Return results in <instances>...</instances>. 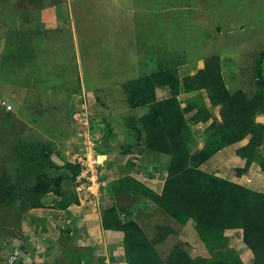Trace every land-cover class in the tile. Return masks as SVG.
I'll return each mask as SVG.
<instances>
[{
	"label": "rangeland",
	"instance_id": "rangeland-1",
	"mask_svg": "<svg viewBox=\"0 0 264 264\" xmlns=\"http://www.w3.org/2000/svg\"><path fill=\"white\" fill-rule=\"evenodd\" d=\"M15 31L32 35L30 56L22 64L11 58L17 47L8 36ZM155 39L161 51L153 57ZM262 49L264 0H0V168H7L20 138L51 143L60 167L79 159L88 164L74 184L64 173V188L80 199L70 215L52 208V196L44 209L30 210L23 203L0 207V264H78L79 259L124 264L123 234L101 228L102 210L112 205L125 220H137L149 237L160 225L177 230L157 247L163 259L179 239L189 240L195 256H209L191 226L177 224L141 197L113 195L114 180L128 174L161 192L169 162L145 153L128 125L145 110L129 108L121 85L153 73L172 57L174 63L185 60L179 67L184 74L185 68L198 71L197 60L218 55L230 90L249 93L252 56ZM206 128L192 127L193 150L220 144ZM223 151L204 165H192L233 181V169L239 167L230 157L236 150ZM237 183L264 193L257 164ZM242 234L226 232L230 247L244 264H252Z\"/></svg>",
	"mask_w": 264,
	"mask_h": 264
},
{
	"label": "trees",
	"instance_id": "trees-1",
	"mask_svg": "<svg viewBox=\"0 0 264 264\" xmlns=\"http://www.w3.org/2000/svg\"><path fill=\"white\" fill-rule=\"evenodd\" d=\"M31 37L21 31L8 36L17 47L15 53H10L14 64H22L29 58ZM252 59L253 88L249 93L243 89L230 90L218 55L207 57L204 67L192 75L180 77L181 62L174 63L172 57L156 72L122 83L129 108L145 110L140 118L130 117L128 125L143 141L149 157L157 161L165 156L169 162L161 192L128 174L114 180L113 195L130 193L141 197L177 224L191 226L209 253L206 258H193L191 244L179 239L163 259L157 247L176 236L177 230L160 225L154 237H149L137 220H125L118 207L112 205L102 210L101 228L123 234L127 264H244L226 235L234 230L243 231V243L253 255L252 264H264V193L198 167L220 150L248 139L246 145L236 150L245 166L235 168L233 174L241 178L254 164L264 173V124L257 121L264 115V49ZM160 88L168 89L169 97L159 99ZM201 92H205L209 106L201 98ZM182 93L197 95L183 106ZM216 107L220 108V119L212 112ZM210 120L206 131L216 134L220 144L193 150L196 139L192 126ZM53 153L51 143L25 138L12 146L7 168H0V207L12 209L23 203L30 210L44 209L50 196L56 211L70 215V207L80 206L76 192L66 190L63 181L66 173L76 183L84 168L72 162L60 167L52 159ZM194 162L198 166H193Z\"/></svg>",
	"mask_w": 264,
	"mask_h": 264
},
{
	"label": "crops",
	"instance_id": "crops-1",
	"mask_svg": "<svg viewBox=\"0 0 264 264\" xmlns=\"http://www.w3.org/2000/svg\"><path fill=\"white\" fill-rule=\"evenodd\" d=\"M152 45H155V47L153 48V51H151L150 52V55H152L153 57L154 56H159V54L157 53L158 51H161V50H159L160 48H157L158 47V45H160V39H158V40H154V43L152 44ZM152 45H150V46H152ZM149 55V56H150ZM166 58V57H165ZM222 59V58H221ZM166 60V59H165ZM153 61V59L152 60H150V62H152ZM165 62L166 61H164V62H161L160 63V65L158 66V68H157V70L161 67V65H163V64H165ZM222 62H224V59H222ZM184 63H185V60L184 61H182L181 62V66H183L184 65ZM189 63V62H188ZM204 63H205V59L204 60H202V59H199V60H197V62L195 63L196 65H200V68L198 69V70H200V69H202L203 67H204ZM202 66V67H201ZM223 66H224V63H223ZM181 68V67H180ZM180 68H179V72H180ZM156 70V71H157ZM156 71H154V72H156ZM185 72L186 73H184V74H182V71L179 73L180 74V77H184V76H187V75H192V74H195V73H187L188 72V69L187 68H185ZM162 91H165V96L164 97H160L159 95L161 94L160 92H162ZM202 93V92H201ZM201 93H199L200 95H201V97H202V99L207 103V105L209 106V100H208V98H207V96H206V94H205V92H203V94H201ZM186 96V98H185V102H186V100H189V99H191V98H194L196 95H197V93H189V94H186V93H182V95H181V97L182 96ZM157 96H158V98L159 99H165V98H167V97H169V91H168V89H166V88H160V89H157ZM180 97V98H181ZM204 97V98H203ZM184 105H185V103H184ZM183 105V106H184ZM213 110H214V117L215 118H218V119H220V115H219V111H220V108L219 107H216V108H213ZM211 121L212 120H210V121H208V122H206V123H199V124H197V125H193V126H198V125H206L207 126V128H208V126L210 125V123H211ZM257 121L258 122H260V123H262V124H264V115H261V116H259L258 118H257ZM192 126V127H193ZM206 128V129H207ZM205 137V136H204ZM203 137V139L201 140V143H203V140L205 139ZM200 142H198V144H199ZM248 143V139H246V140H244V141H242V142H240V143H238V144H236V145H234V146H231V147H228V148H230V151L231 150H237L239 147H242V146H244L245 144H247ZM196 144H197V140H196ZM203 148V144H201V146H199L198 145V150L199 149H202ZM228 148H225V149H228ZM224 150V149H223ZM222 150V152H224ZM236 152V151H235ZM231 153V152H230ZM227 155H229V154H227ZM216 156V155H215ZM235 156L236 155H234L233 157H230V162L232 161H234V163H238V167L239 168H243L244 166H245V160H243V159H241V160H237L236 158H235ZM228 161V160H227ZM253 168V166L251 167V169ZM201 169H203V168H201ZM250 169V170H251ZM234 170V169H233ZM208 172V171H207ZM210 173H215V174H217L218 175V173H216V172H210ZM219 176V175H218ZM243 177V176H242ZM241 177V178H242ZM241 178H234L233 179V182H239V180L241 179ZM237 231H241L242 233H243V231L242 230H234L233 232H237ZM109 232H111V233H117V232H112V231H109ZM228 232H232V231H228ZM119 234H122V233H119ZM70 235V234H69ZM154 235L155 234H152V236L151 237H154ZM243 235V234H242ZM74 237V236H73ZM72 237V238H73ZM71 238V239H72ZM123 239V238H122ZM185 241H187V242H189V240H185ZM190 243V242H189ZM202 243V242H201ZM191 244V243H190ZM203 244V243H202ZM204 245V244H203ZM191 246H192V244H191ZM205 247V246H204ZM192 249H193V247H192ZM206 249V248H205ZM194 251V250H193ZM193 251H192V257L193 258H196L197 256H195L194 254H193ZM206 251H207V249H206ZM207 254H208V251H207ZM206 257V256H205ZM207 257H209V256H207ZM100 261H101V259H100ZM78 264H87V263H89L88 261L87 262H83L81 259H79V260H77L76 261ZM93 264H95V263H93ZM124 264H127L126 262L124 263Z\"/></svg>",
	"mask_w": 264,
	"mask_h": 264
},
{
	"label": "built area",
	"instance_id": "built-area-1",
	"mask_svg": "<svg viewBox=\"0 0 264 264\" xmlns=\"http://www.w3.org/2000/svg\"><path fill=\"white\" fill-rule=\"evenodd\" d=\"M8 109H10V107L8 108ZM88 158H90V157H88ZM102 158V156H99L98 157V160H100ZM72 163H74V162H72ZM75 163H79L83 168L85 167V166H88V164H86L85 162H84V160L82 161V159H79V162H75ZM83 172H84V170H83ZM82 172V173H83Z\"/></svg>",
	"mask_w": 264,
	"mask_h": 264
}]
</instances>
